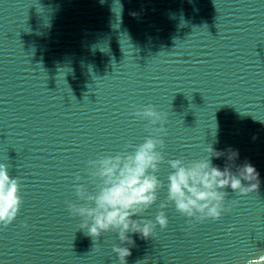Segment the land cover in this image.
Returning <instances> with one entry per match:
<instances>
[{"label":"water","instance_id":"water-1","mask_svg":"<svg viewBox=\"0 0 264 264\" xmlns=\"http://www.w3.org/2000/svg\"><path fill=\"white\" fill-rule=\"evenodd\" d=\"M148 105L167 116L161 186L133 219L163 211L167 225L147 239L129 233L134 246L113 231L93 239L66 202L83 204L74 183L95 191L89 160L149 137L133 115ZM209 144L253 165L259 194L220 189L224 208L236 203L203 222L171 202L159 208L168 161H198ZM209 159L223 170L225 157ZM0 164L19 178L22 200L0 225V264H119L113 245L130 247L126 264L264 255V0H0Z\"/></svg>","mask_w":264,"mask_h":264},{"label":"clouds","instance_id":"clouds-1","mask_svg":"<svg viewBox=\"0 0 264 264\" xmlns=\"http://www.w3.org/2000/svg\"><path fill=\"white\" fill-rule=\"evenodd\" d=\"M133 115L146 119L145 130L149 137L142 144L127 152L130 143L124 145V151L116 155H100L87 162L88 183L95 187L89 193L83 184L74 183V193L83 204L67 203L68 211L73 216L81 218L77 230L86 229L87 235L98 239L102 232L113 231L121 244L134 246L135 241L129 233L138 234L141 239L152 236L158 224L161 229L167 225L163 211L155 216V222L139 216L156 200V191L161 186L154 173L163 157L156 151L157 146L163 147V141L157 138L166 134L164 127L167 122L166 113L158 112L154 106L148 105L134 111ZM159 123V127H155ZM208 156L198 161L185 163L181 159L169 160L168 164L174 171L168 179L167 201L161 203L163 209L167 203H174L175 209L181 215L196 222L206 218L216 220L221 212H230L233 201L224 208L227 192L220 189L231 188L245 195L257 192L260 185L259 173L253 165L245 161L236 164L238 152L229 148L225 151L214 150L209 144L204 150ZM225 157L223 170L211 163L209 157L219 159ZM151 170V171H149ZM81 176L76 175L75 181ZM243 182H246L242 184ZM19 193V178L10 177L5 165L0 164V225L7 227L16 217L22 203ZM191 220L189 227H192ZM22 227L27 228L26 223ZM93 251H99L94 247ZM112 252L116 254L119 264H126L125 258L131 255L130 247L113 245ZM247 264H264V255L250 258Z\"/></svg>","mask_w":264,"mask_h":264}]
</instances>
